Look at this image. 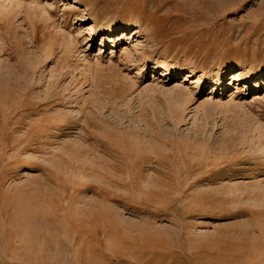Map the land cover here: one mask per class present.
Here are the masks:
<instances>
[{
	"label": "rangeland",
	"instance_id": "rangeland-1",
	"mask_svg": "<svg viewBox=\"0 0 264 264\" xmlns=\"http://www.w3.org/2000/svg\"><path fill=\"white\" fill-rule=\"evenodd\" d=\"M261 74L264 0H0V264H264Z\"/></svg>",
	"mask_w": 264,
	"mask_h": 264
},
{
	"label": "bare ground",
	"instance_id": "bare-ground-1",
	"mask_svg": "<svg viewBox=\"0 0 264 264\" xmlns=\"http://www.w3.org/2000/svg\"><path fill=\"white\" fill-rule=\"evenodd\" d=\"M113 32H116V30L114 29V30L107 31V33H111V34H112ZM171 71H172V70H171ZM175 72H176V74H178L177 71H174V73H175ZM262 76H264V75L261 74L259 78H261Z\"/></svg>",
	"mask_w": 264,
	"mask_h": 264
}]
</instances>
